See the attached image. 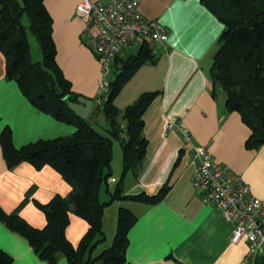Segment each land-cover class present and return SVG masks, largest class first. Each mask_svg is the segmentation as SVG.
<instances>
[{"label":"crops","instance_id":"1","mask_svg":"<svg viewBox=\"0 0 264 264\" xmlns=\"http://www.w3.org/2000/svg\"><path fill=\"white\" fill-rule=\"evenodd\" d=\"M80 1L44 0L53 20L57 64L72 91L93 100L96 106L102 71L89 43L93 31L87 30L75 15V5ZM138 4L142 16L165 28L167 39L165 46L146 42L153 60L140 65L113 99L122 112L142 94L158 92L142 115V133L147 141L145 157L137 169L126 173L123 192L151 196L163 186L167 191L156 204L125 201L108 208L109 204L102 217L105 240L93 249L91 256L107 248V219L110 235L116 226L118 205H123L136 217L128 229L123 264H262L263 255L248 256L244 238L236 243L230 241L233 223L214 206L203 203L201 193L191 182L196 162L190 147L181 133L165 127L167 119H181L193 142L205 146L215 162L240 175L250 194L264 202V146L246 148L249 128L236 111L227 110L224 92L213 89L209 76L223 26L199 0H140ZM23 23L27 26L26 20ZM143 43L138 38L117 54L112 67L114 76L122 62L134 54L129 51L137 52ZM41 57L30 58L38 63ZM3 58L0 52V134L8 130L15 148L72 134L73 125L54 120L35 108L22 96L17 84L6 79ZM112 155L109 191L122 172L120 145L113 148ZM3 159L0 147L1 210L18 213L33 228H43L45 216L36 204H47L56 195L67 196L70 186L50 166L35 169L21 162L9 168ZM87 229L84 219L71 214L64 232L76 247ZM0 250L11 256V264H45L22 235L8 230L1 222ZM56 264L69 263L60 254Z\"/></svg>","mask_w":264,"mask_h":264},{"label":"trees","instance_id":"2","mask_svg":"<svg viewBox=\"0 0 264 264\" xmlns=\"http://www.w3.org/2000/svg\"><path fill=\"white\" fill-rule=\"evenodd\" d=\"M199 1L223 26L209 75L213 89L224 92L227 110L236 111L249 128L246 148H260L264 146V0ZM45 7L44 0H0V52L5 59V77L17 84L22 96L35 108L54 120L73 125L75 130L68 136L38 140L20 148L13 147L9 131L5 130L0 134V147L7 167L21 162L35 169L50 166L71 189L67 196L56 195L47 204H36L46 220L41 229L33 228L18 213L7 214L1 208L0 222L8 230L22 235L45 264H56L60 254L69 264H123L128 229L136 217L121 205L115 217L111 245L95 257L91 256L93 249L105 240L102 231L105 208L113 202L125 201L156 204L167 191L163 186L151 196L123 192L126 173L137 169L145 157L147 141L142 133V115L158 92L142 94L122 112L113 104L128 78L140 65L153 60L152 50L145 41L136 53L122 62L107 84V91L96 105L106 123L103 135L67 107L69 101H76L79 96L72 91L71 83L57 64L53 20ZM23 20L27 21V26ZM27 32L38 42L41 62L30 58ZM114 140L121 148L122 172L114 189H106L108 201L102 202L101 187L107 185L112 175ZM71 214L88 224L76 247L64 232ZM11 263V256L0 250V264Z\"/></svg>","mask_w":264,"mask_h":264},{"label":"built area","instance_id":"3","mask_svg":"<svg viewBox=\"0 0 264 264\" xmlns=\"http://www.w3.org/2000/svg\"><path fill=\"white\" fill-rule=\"evenodd\" d=\"M139 2L81 0L75 5L76 17L85 23L87 30L93 31L89 43L102 75L110 71L117 54L131 47L138 38L165 46V28L157 21L142 16L138 10ZM106 91L107 84L100 81L96 92L97 104H100ZM182 126L181 119L177 117H171L165 123L167 130L181 133L182 140L190 147L189 152L196 162L190 176L194 189L201 193L203 203L214 206L226 220L233 223L230 241L236 243L244 238L248 256L261 254L264 264V202L250 194L240 175L215 162L205 146L195 144ZM122 128L125 129L124 124ZM120 136L123 137V133Z\"/></svg>","mask_w":264,"mask_h":264},{"label":"rangeland","instance_id":"4","mask_svg":"<svg viewBox=\"0 0 264 264\" xmlns=\"http://www.w3.org/2000/svg\"><path fill=\"white\" fill-rule=\"evenodd\" d=\"M27 39H28V46H29L30 53H31V58L34 59V60L40 58L41 57V53H40V49H39L38 42H37L36 38L32 34L28 33V38ZM133 50H130L129 53H135L137 49H135L134 51ZM101 77L102 78L104 77V79L102 80V78H101L100 81H102L105 84H108L111 81V79L114 78V69L111 67L110 71L109 72L108 71L105 72V75L103 74ZM94 122H93L92 125H93V128L95 129V131L105 135L106 134L105 133L106 123H105V120H104L103 116L99 115L98 117H96ZM112 143H113V148H117L118 145H119L116 140H114ZM112 178H113V174L109 177V179H107V185L106 186L102 185L103 187H102L101 192H100L101 201L102 202L108 201L109 194L107 193L106 189L109 188L108 186H110L109 184H111V179ZM116 204H118V203L117 202H113V203H111L108 206V208H110V207L113 208L114 206H116ZM118 206H120V205H118ZM124 207H126V206H124ZM107 217H108V213H107ZM108 221H109V218L107 219V223H106V230H107V234H108V240L106 239V244L104 242V244L107 247L109 246V244H111L112 239H113V237L115 235V230H114V232H110L112 234L109 235V224H108ZM115 229H116V226H115ZM106 246H104V247H106Z\"/></svg>","mask_w":264,"mask_h":264},{"label":"water","instance_id":"5","mask_svg":"<svg viewBox=\"0 0 264 264\" xmlns=\"http://www.w3.org/2000/svg\"><path fill=\"white\" fill-rule=\"evenodd\" d=\"M67 107H69L76 116L86 120L89 125L93 124L100 112L99 106H94L93 100L83 96H79L76 101H69Z\"/></svg>","mask_w":264,"mask_h":264}]
</instances>
